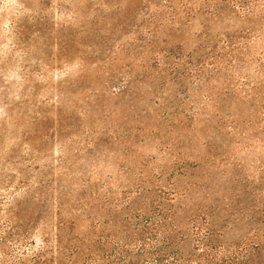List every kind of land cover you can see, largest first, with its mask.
<instances>
[{
  "label": "rangeland",
  "instance_id": "374dc122",
  "mask_svg": "<svg viewBox=\"0 0 264 264\" xmlns=\"http://www.w3.org/2000/svg\"><path fill=\"white\" fill-rule=\"evenodd\" d=\"M249 1L0 0L1 257L40 214L24 264L59 219L61 245L107 264L112 233L178 195L157 224L173 241L140 231L157 243L130 264H264V13L232 8Z\"/></svg>",
  "mask_w": 264,
  "mask_h": 264
},
{
  "label": "trees",
  "instance_id": "16d2710c",
  "mask_svg": "<svg viewBox=\"0 0 264 264\" xmlns=\"http://www.w3.org/2000/svg\"><path fill=\"white\" fill-rule=\"evenodd\" d=\"M263 5L264 4H258L257 0H250L245 5H239V4L234 5L233 4L232 8L239 9L240 12L243 13V15L249 14V15L259 16L264 13ZM218 13H222V10H219L217 7H215V12H213V15L218 14ZM180 197L181 196H178V195H173L171 197H164L167 200L165 204L169 205V207H165L164 204H161V200H159L160 203H157V204H159L161 209H164V210L167 209L166 212L168 213V215L173 214L174 212L178 210V207H179L178 199ZM127 198H129L130 200L122 201L121 199H118V198L111 199V200L107 199L108 201L107 204H110V205L111 203H113L114 205L118 204L119 205L118 207L113 206L114 210H116L120 206H123L127 202L131 201V197L129 195L127 196ZM53 202H56V201L53 200L52 204ZM58 209L59 208H56V210ZM164 210H161L159 212L158 219H156L155 221L151 220L149 224H143V225H147L145 227L137 228V229L134 228L135 231L129 234V236L125 237V239L122 237H119L117 233H112V235L110 236L109 242L110 244L114 246L109 249V254L107 255L109 260H107V264H130L129 262L131 261L133 257L132 258L130 257L131 255L130 252L129 253L126 252L128 250V246L136 247L137 249H141V251L146 245H151L152 247H155L153 245L157 243L156 239H153L152 242H146L145 235L141 234L140 231L142 232L150 231L154 235H158L157 238L160 239V242L166 241V244H168L170 240L173 241V239L169 238L171 236V233L174 230L173 227H168V229L164 228L163 225H159V227H157V224H160L162 222V217L160 216V213L164 212ZM33 216H35L36 218ZM37 219L38 220L40 219V214L32 215V217H28L27 219H22V220H26L24 229L21 227L20 223L13 222V226H11L12 227L11 228L12 245L8 246V250L10 253L7 257L0 256V264H24L23 259L25 258V256L29 255L28 253L33 248L30 245L27 246L26 243L28 242L29 237L33 236V235L29 236V234L31 233V228L33 226V223ZM66 223L67 221H65L64 219H59V221L56 222V224H53L52 226H50V229H47L46 224H44L45 228L41 229L42 231H41V236H40V241L42 245H40L39 248L34 249L31 255L32 258L30 259V262L28 264H51L52 258L50 256L52 255V252L59 250L60 247H63L64 249L68 250L67 257L70 258L71 264H99L98 260L93 259V257L89 253L90 247L89 249L85 248L86 252L80 253V255L75 256V253L76 251H78L77 249L79 248L78 245L72 246L74 248H70V245L69 247H67L65 245L63 246L60 244L61 235L59 233V230L65 227ZM69 224L70 226L73 225L72 222H70ZM128 227H129V223H125V222L123 223L121 222L119 225V228L123 232L126 231ZM54 239H55V244H54ZM180 239L182 240V238ZM29 244H31L32 246L35 245L34 242H30ZM205 246L208 247L209 245L205 243ZM255 246H257V244ZM201 248L204 249V247H201ZM238 250L239 251L237 253H238V256H240L239 259L242 261L237 260V264H240V262H243V264H246L249 260L248 257H250V255H252L253 252L247 249H245V251H241L240 249ZM0 251H2L1 246H0ZM154 262L156 263V261ZM165 262H161L159 264H172V260L170 261L166 260ZM185 263L186 264H200L198 260L193 259V258L191 259L190 262L185 261Z\"/></svg>",
  "mask_w": 264,
  "mask_h": 264
}]
</instances>
